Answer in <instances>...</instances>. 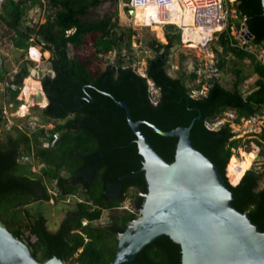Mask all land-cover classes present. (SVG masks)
I'll return each mask as SVG.
<instances>
[{
  "label": "trees",
  "instance_id": "16d2710c",
  "mask_svg": "<svg viewBox=\"0 0 264 264\" xmlns=\"http://www.w3.org/2000/svg\"><path fill=\"white\" fill-rule=\"evenodd\" d=\"M45 1L52 12L44 23L25 25L29 12L35 6L43 7V0H4L0 14L1 22L10 31L2 47L28 51L38 44L43 52L51 54L48 62L52 75L39 78L49 103L38 117L45 125L55 123L51 134L58 136L56 144L43 147L44 129L29 136L17 126L7 132V141L0 144V222L20 240H23L24 229L29 230L36 238L35 243L28 244L34 258L41 263L58 257L68 264H108L116 254L118 235L138 218L144 206L143 195L148 192L142 171L144 158L139 153L137 138L124 109L107 94L126 102L134 121L151 123L164 132L188 127L194 122L191 129L194 147L220 169L228 188L234 193L233 206L241 213H248L264 232V186L261 187L264 172L253 168L238 169L234 153V150H243L264 157V131L244 142L233 138L232 123H226L220 130H210L206 126V122L215 123L228 110L237 113V123L243 118L264 114V65L256 55L232 48L223 34L220 45L224 51L231 52L238 61L248 59L251 62L253 74L257 76L255 88L247 95L243 94L241 84L249 78L237 68L233 89H227L217 81L206 97L193 99L190 82L196 74L190 72V75L175 78L167 72L171 49L181 41L178 27H168L165 44L159 40L150 44L155 55L147 59L145 76L126 67L125 57L115 65L103 68L104 55L121 51L124 45L127 50H132V34L127 39L124 31L117 32L121 27L118 18H88L91 9L99 7L102 0ZM125 1L129 11L132 10L130 0ZM238 2V17L245 19L254 36L250 45L264 46L262 0ZM215 53L221 72L227 61L217 51ZM33 65L32 60L24 63L13 82L21 87ZM8 76V70L2 66L0 83L4 84ZM149 81L160 92L157 102L152 101ZM8 91L17 109L21 104L17 99L20 88L8 87ZM0 111L1 129L4 117ZM198 116L201 118L197 119ZM140 128L157 153L166 162L173 163L178 137H164L145 123ZM13 130L18 132L16 136L12 135ZM22 146L25 152H21ZM33 152V158L44 166L42 176L19 161L21 155L31 157ZM81 167L91 173L92 180L91 184H84L79 193V188L61 173L65 170L73 176ZM45 179L58 181L61 199L78 193L84 198L75 202L54 232L48 228L44 214L22 210L33 202L52 199ZM110 187L120 188V199L105 197V191ZM130 189L136 191L132 201L134 211L116 214L114 209L124 202ZM104 210H109L111 222L106 226H95L93 223L102 218ZM22 213L29 222L25 228H13L11 224L16 223V219L19 222ZM85 221L87 223L83 224ZM130 264H182L181 247L163 235L146 246Z\"/></svg>",
  "mask_w": 264,
  "mask_h": 264
},
{
  "label": "water",
  "instance_id": "95a60500",
  "mask_svg": "<svg viewBox=\"0 0 264 264\" xmlns=\"http://www.w3.org/2000/svg\"><path fill=\"white\" fill-rule=\"evenodd\" d=\"M262 4L264 7V0ZM129 14L132 18L139 16L134 9ZM242 27L244 37L251 41L254 36L247 24ZM107 95L126 113L144 158L142 171L148 184L140 216L118 235L116 254L108 264L134 262L146 246L163 235L180 245L182 264H264V232L248 213L233 206L234 193L220 169L194 147V122L164 132L151 123L134 121L126 102ZM36 100L38 106L44 100L48 105L43 87ZM143 123L164 137H178L173 163L166 162L154 149L140 128ZM0 264L66 263L58 257L44 263L37 261L31 248L0 222Z\"/></svg>",
  "mask_w": 264,
  "mask_h": 264
},
{
  "label": "rangeland",
  "instance_id": "374dc122",
  "mask_svg": "<svg viewBox=\"0 0 264 264\" xmlns=\"http://www.w3.org/2000/svg\"><path fill=\"white\" fill-rule=\"evenodd\" d=\"M231 2V8L237 10V0H228ZM44 6L38 7L35 6L29 12L27 16V23L35 24L37 22L44 23L46 21V17L52 11L49 10L47 1L43 0ZM235 2V3H234ZM176 2H172L170 6H168L169 10L175 12ZM1 5H0V14H1ZM161 8L157 7L150 11L149 13L157 14L160 12ZM129 9L127 6V2L125 0H102V3L99 7L95 9H91L90 14L88 16L89 19L94 20L103 17H114L119 19L120 28L117 29V32L120 33L124 31L127 34V39L130 34L131 36V45L132 50H127L125 45L122 46L120 50H114L108 55H104L101 60V66L106 68L109 65H115L120 61L121 58H126L125 66L132 67L137 71L140 75H146V70L148 66L147 59L153 57L155 55L154 50L151 48V43L154 40H159L161 44H165V33L168 30L169 26H176L180 30V26L182 23V16L171 14L173 18L178 22L171 23L168 20H161L160 22L155 23H142V17L139 13V18L132 20L129 15ZM232 22V21H231ZM165 23V24H164ZM167 23V24H166ZM174 24V25H173ZM243 24V19H234L232 26ZM240 27V26H239ZM10 33L8 28L1 22L0 20V56L2 59L3 66L8 70L9 75H14V73H19L21 71L22 65L28 61H31L29 57V49L25 50H16L13 49L12 46L2 47V44L7 40V36ZM32 39L31 41H33ZM129 41V40H127ZM37 48H40L37 46ZM211 47L213 51L216 49L220 57L225 59L227 62L223 68H221V74L219 81L221 84L227 89H233V85L237 79L234 74V70L237 68H241L244 72V75L248 77L246 81L241 84V90L244 95H247L255 88V81L257 76L253 74L251 62L248 59L244 61H238L234 55L230 53H226L223 47L220 45V41L215 40L212 42ZM205 47L202 44H197L194 41L184 42L183 34L181 30V41L176 42L175 46L171 49V54L169 56V63L167 66V72L172 77H180L183 75H190V72L200 64L201 58H203ZM253 52H256L258 58L259 52L264 51V46H252ZM43 51V50H42ZM215 51V52H216ZM49 57L45 56V52L42 53V58L40 61L35 62V65L30 67V75L36 80H40V77H43L46 74H51L50 65L48 60L51 57L50 52ZM5 81V83H7ZM25 80L23 81V85L21 86L20 92L18 94L17 99L21 102L18 108H15L14 102H11L9 91L7 85H3L0 83V110H2L4 119L0 129V142H6L7 132L11 130L13 126L19 127L23 132H27L29 136L34 133V131L29 130V122L34 117L40 116L41 109L44 108L43 104L40 103L38 106L35 95H31L30 98H27L23 95ZM191 84V83H190ZM10 101V104H8ZM29 101V102H28ZM46 104V103H45ZM26 107L24 111L23 108ZM0 111V117H1ZM27 116V117H26ZM2 118V117H1ZM26 118V119H25ZM39 118V117H38ZM4 120H6L4 122ZM55 125V123L53 122ZM51 124L52 126H54ZM49 126V125H48ZM50 127V126H49ZM36 132V131H35ZM18 134L17 131L13 130L12 135L16 136ZM21 152H25L24 146L21 147ZM236 156V166L238 169H255L259 172H264V157L263 156H254L253 152H245L243 150L235 151ZM34 152L32 156L21 155L19 161L21 164L26 166H31L33 172L38 174V176H42V168L44 167L42 163L35 160L33 158ZM45 185H47L48 192L53 198L50 201H38L33 202L31 205L25 206L22 210H28L31 214L42 213L47 217V225L51 231H56L61 223L66 219V210H70L77 202V200H83L84 198L79 194L76 195L77 198L72 197L70 202H65L64 199L60 197L55 198V196L59 193L57 189L56 181L44 180ZM264 186V179L261 183V187ZM136 191L134 189H130L127 193L126 199L124 202L120 204V206L114 209L116 214H122V212L129 210L134 211L132 200L135 197ZM140 216V214H139ZM8 218V217H6ZM19 222L12 223L13 228H25V224L29 222V219L25 217L24 213H22L21 218H18ZM111 222L110 212L109 210H104L102 218L99 221H95L93 224L95 226H106ZM85 221L83 224H86ZM23 238L28 243H35L36 238L31 236L28 229H24ZM32 251V250H31ZM68 264V263H66Z\"/></svg>",
  "mask_w": 264,
  "mask_h": 264
},
{
  "label": "built area",
  "instance_id": "2783aa9c",
  "mask_svg": "<svg viewBox=\"0 0 264 264\" xmlns=\"http://www.w3.org/2000/svg\"><path fill=\"white\" fill-rule=\"evenodd\" d=\"M153 1H155L163 11L167 10L168 6H170L173 2V0ZM3 2L4 0H0V5ZM147 2L148 0H130L129 5L132 9L137 11L139 7L146 5ZM181 2L186 5H193V26L195 28H200L202 30L212 32V34L208 37L207 43L202 44V46L205 47L203 58H201L200 64L198 66H195V68L192 70V72H194L196 75L195 78L190 82V97L193 99H201L208 95L210 88L214 85V83L219 81L221 74L218 66L217 55L210 45L212 42H214L215 40L220 41L221 36L223 34H226V41L232 48L242 49L251 52L255 55L257 53L253 52L252 46L254 45H250L251 41L247 40L243 35L244 29L242 26L245 24V19H243V24H240V27L235 24L234 26L231 25L233 24L234 19L239 18L238 10H234L233 8H231V2L229 3L228 0H181ZM238 3L239 2L236 3L237 6ZM26 18L25 25L32 26V24L26 22ZM37 46L40 47L39 49L42 58V47L39 45ZM33 47H36V45H33L29 48V57L32 61L38 62L31 56L30 50ZM257 59L261 62L262 65H264V51L259 52ZM2 62L3 61L0 56V68L3 66ZM17 74L18 73H14V75L10 74L8 76V82L4 83L3 85H7V87L13 90L19 88L21 89V87H19L15 84V82H13L14 77ZM149 85L151 88L150 91L152 101L157 102L160 92L155 87L152 81H149ZM236 119L237 113L233 110H228L224 112V114L219 117L215 123L206 122V126L210 130H220L221 127L224 126L226 123H232V132L234 134L233 138L241 139L244 142H246L247 140H251L256 135H259L264 131L263 113L253 115L250 118H243L240 123L235 122ZM48 125L43 124L38 117H34V119H31V121L29 122L28 127L29 130H32L34 132L38 129L45 130V138L43 141V147L45 148L53 147L58 140V136L51 134V130L54 128V126H52L51 124ZM246 147L247 144H245V148ZM235 151L236 150H234V152ZM22 241H24L27 245L29 244L26 240H24V238Z\"/></svg>",
  "mask_w": 264,
  "mask_h": 264
},
{
  "label": "bare ground",
  "instance_id": "6f19581e",
  "mask_svg": "<svg viewBox=\"0 0 264 264\" xmlns=\"http://www.w3.org/2000/svg\"><path fill=\"white\" fill-rule=\"evenodd\" d=\"M176 2L175 12L169 10H160L157 14L149 13L153 9L159 7L158 4L153 0H148L147 4L139 7L137 12L141 14L142 23H155L160 22L161 20L165 19L170 21L171 23L178 22L171 16V14H178L182 16V23L181 28L183 29V39L184 42L194 41L197 44H206L208 41V37L212 34L211 31L202 30L200 28H195L193 26V5H186L181 2V0H173ZM163 14V15H162ZM165 24V23H164ZM31 56L36 60L39 61L41 58L40 49L37 47H33L31 49ZM45 56L49 57V53L45 52ZM42 91L41 82L39 80L34 79L33 77L29 76L25 79L24 84V91L23 95L27 98H30L31 95H35L37 92ZM29 102V101H28ZM47 101H43V106H46ZM26 110V107L23 108Z\"/></svg>",
  "mask_w": 264,
  "mask_h": 264
},
{
  "label": "flooded vegetation",
  "instance_id": "af4514ba",
  "mask_svg": "<svg viewBox=\"0 0 264 264\" xmlns=\"http://www.w3.org/2000/svg\"><path fill=\"white\" fill-rule=\"evenodd\" d=\"M181 28V27H180ZM4 117V116H3ZM6 120H4L5 122ZM7 141V139H6ZM1 144V142H0ZM4 160V159H3ZM62 176L66 177L67 179L70 180V182L77 188H79V191L82 190V188L84 187V184H91V173H88L83 167H81L80 169L76 170V173L72 176L68 171H63L61 173ZM57 183V189H58V194L55 196V198H58L60 195V189L58 186V181H56ZM144 196V195H143ZM74 198H77L76 196H73ZM105 197L109 200H118L121 197V190L119 187H110L109 190L105 191ZM53 198V196H52ZM71 196L68 197L65 202H70L71 200ZM133 201V200H132ZM69 210H66V214L68 215ZM67 218V216H66Z\"/></svg>",
  "mask_w": 264,
  "mask_h": 264
},
{
  "label": "crops",
  "instance_id": "0c3cea01",
  "mask_svg": "<svg viewBox=\"0 0 264 264\" xmlns=\"http://www.w3.org/2000/svg\"><path fill=\"white\" fill-rule=\"evenodd\" d=\"M181 29H182V28H181ZM183 32H184V31H183V29H182V34H183ZM30 51H31V50H30ZM191 72H192V71H191ZM28 77H29V76H28ZM36 94H37V93H36ZM46 101H47V100H46Z\"/></svg>",
  "mask_w": 264,
  "mask_h": 264
}]
</instances>
